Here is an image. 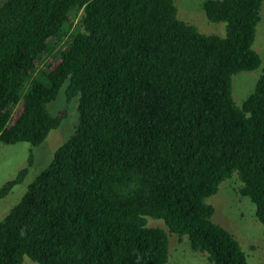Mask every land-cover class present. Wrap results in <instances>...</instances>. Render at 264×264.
<instances>
[{
  "label": "trees",
  "instance_id": "1",
  "mask_svg": "<svg viewBox=\"0 0 264 264\" xmlns=\"http://www.w3.org/2000/svg\"><path fill=\"white\" fill-rule=\"evenodd\" d=\"M263 1L205 0L215 33L174 0H0V143L42 145L67 118L49 111L61 88L77 100L73 132L0 221V264H167L166 231L209 264H248L207 200L235 178L264 227V69L240 103L232 87L261 66Z\"/></svg>",
  "mask_w": 264,
  "mask_h": 264
},
{
  "label": "rangeland",
  "instance_id": "2",
  "mask_svg": "<svg viewBox=\"0 0 264 264\" xmlns=\"http://www.w3.org/2000/svg\"><path fill=\"white\" fill-rule=\"evenodd\" d=\"M205 0H174L177 8V17L191 25L196 23L204 32L223 33L221 29L209 25L204 21L202 4ZM252 49L260 56L261 66L252 72H240L232 77L233 98L236 103L244 100L254 87L259 72L264 69V1L260 11V21L256 27L255 40ZM64 87L61 88L57 98L49 105L51 114L65 111L67 118L61 126L50 132L42 145L33 147L25 142L13 145L0 143V188L17 173L28 169L22 184L17 185L4 198L0 199V221L19 202L26 191L27 185L34 177L46 168L54 151L63 144L73 132L77 123V100L67 102L64 97ZM32 156V164L29 165V157ZM239 184L235 178L222 183L219 191L207 202L215 208L213 221L229 231L241 245L247 255L248 264H264V227L255 217V208L247 199L238 194ZM149 227L165 229L161 220L148 219ZM168 234L169 260L167 264H209L207 257L190 249L187 239L177 238L174 234ZM23 264H36L25 258Z\"/></svg>",
  "mask_w": 264,
  "mask_h": 264
}]
</instances>
